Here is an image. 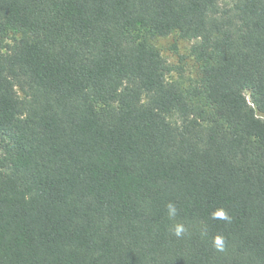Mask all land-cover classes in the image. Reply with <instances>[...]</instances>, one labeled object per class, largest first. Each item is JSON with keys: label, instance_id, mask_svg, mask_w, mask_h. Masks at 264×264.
<instances>
[{"label": "trees", "instance_id": "trees-1", "mask_svg": "<svg viewBox=\"0 0 264 264\" xmlns=\"http://www.w3.org/2000/svg\"><path fill=\"white\" fill-rule=\"evenodd\" d=\"M0 264H264V0H0Z\"/></svg>", "mask_w": 264, "mask_h": 264}, {"label": "rangeland", "instance_id": "rangeland-1", "mask_svg": "<svg viewBox=\"0 0 264 264\" xmlns=\"http://www.w3.org/2000/svg\"><path fill=\"white\" fill-rule=\"evenodd\" d=\"M222 4L230 0H220ZM196 40L183 39L177 33L153 38V44L172 67L168 79L188 85L198 76L200 62L191 55L190 48Z\"/></svg>", "mask_w": 264, "mask_h": 264}, {"label": "clouds", "instance_id": "clouds-1", "mask_svg": "<svg viewBox=\"0 0 264 264\" xmlns=\"http://www.w3.org/2000/svg\"><path fill=\"white\" fill-rule=\"evenodd\" d=\"M168 211H169V215L170 216H174L175 213H176V209H175V206L174 205H171L169 204L168 205ZM217 218H221V219H227L225 213L223 212H218L216 214ZM185 231V229L183 228L182 225H176L175 228H174V234L176 236H180L183 232ZM214 244L215 246L219 249V250H223L222 249V245H223V241H222V238L217 236L214 238Z\"/></svg>", "mask_w": 264, "mask_h": 264}]
</instances>
